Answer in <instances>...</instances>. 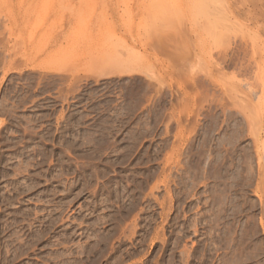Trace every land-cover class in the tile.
I'll return each instance as SVG.
<instances>
[{
  "label": "rangeland",
  "instance_id": "374dc122",
  "mask_svg": "<svg viewBox=\"0 0 264 264\" xmlns=\"http://www.w3.org/2000/svg\"><path fill=\"white\" fill-rule=\"evenodd\" d=\"M0 264H264V0H0Z\"/></svg>",
  "mask_w": 264,
  "mask_h": 264
}]
</instances>
